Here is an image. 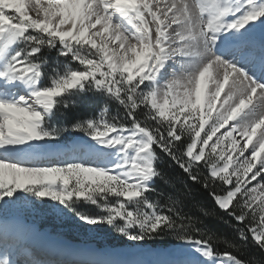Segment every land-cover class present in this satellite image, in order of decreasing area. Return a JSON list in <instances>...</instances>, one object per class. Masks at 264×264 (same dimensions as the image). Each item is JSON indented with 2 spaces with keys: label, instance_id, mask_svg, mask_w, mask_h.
<instances>
[{
  "label": "snow or ice",
  "instance_id": "snow-or-ice-1",
  "mask_svg": "<svg viewBox=\"0 0 264 264\" xmlns=\"http://www.w3.org/2000/svg\"><path fill=\"white\" fill-rule=\"evenodd\" d=\"M189 184L240 244L185 211ZM33 198L91 230L179 243L157 260L47 261L3 227ZM249 243L264 251V0H0V264H259L227 250Z\"/></svg>",
  "mask_w": 264,
  "mask_h": 264
},
{
  "label": "rangeland",
  "instance_id": "rangeland-1",
  "mask_svg": "<svg viewBox=\"0 0 264 264\" xmlns=\"http://www.w3.org/2000/svg\"><path fill=\"white\" fill-rule=\"evenodd\" d=\"M93 109V108H92ZM93 111L90 110L88 115H92ZM57 126H64L59 123V119L53 121ZM207 128V125H206ZM227 129H221L220 133H217L219 136ZM203 135V133H201ZM216 137H213L214 142ZM237 139L239 137L237 136ZM243 143V141H241ZM248 154V153H246ZM34 203L30 202L24 206H15L8 210L6 218L17 217L22 222L35 223L39 226L42 232L49 233L55 239H58L62 242H69L77 246H95L100 249L102 252L98 255H91V259H107L106 255L108 251L111 250H123V249H144L151 251L166 250L170 251L175 248L177 245H170L168 247H154L150 243H140L129 241L126 237L122 236L120 233L116 232L109 225H105L102 228H97L91 230L83 226L82 222L72 213H63L55 208H51L50 205L55 204L56 202L51 201L49 198H44L48 200L47 204L41 203L39 198H33ZM63 207V206H61ZM78 211L91 213V214H102V210L98 209L95 205H92L88 202H80L75 205ZM105 251V252H104ZM58 257H53L54 261L63 260L62 256H67L70 260V253H61L58 254ZM62 257V258H61ZM58 258V260H55ZM65 261V260H63Z\"/></svg>",
  "mask_w": 264,
  "mask_h": 264
},
{
  "label": "trees",
  "instance_id": "trees-1",
  "mask_svg": "<svg viewBox=\"0 0 264 264\" xmlns=\"http://www.w3.org/2000/svg\"><path fill=\"white\" fill-rule=\"evenodd\" d=\"M92 108L93 105L91 103H86L80 109L69 113L67 119L60 118L59 123L64 126H70V123L74 122L75 118L86 117ZM161 167L164 168L170 178L183 177L181 170L175 166L166 163L165 165H161ZM156 186L166 192L171 190L160 180L156 181ZM189 186L192 188L193 198L185 201V211L193 216L200 217L203 221L202 227H206L208 230L215 233L217 237L226 238L236 244H240L241 241L237 238L236 233L230 226L228 218L224 217V220L220 219L224 214L222 212H215L214 202L207 193L195 185L189 184ZM161 202L163 203V201ZM197 205L204 207L210 213L214 214L209 215L208 217L203 216ZM148 243L154 247H168L170 245L178 244L179 241H177L175 237H165L164 239L149 240ZM215 247H217L219 251L226 250V246L222 242V239L217 240ZM227 250L232 251L242 260L251 261L254 259L258 261L259 264H264V251L260 250L253 243H249L247 248L240 249L239 251L233 248H227Z\"/></svg>",
  "mask_w": 264,
  "mask_h": 264
},
{
  "label": "bare ground",
  "instance_id": "bare-ground-1",
  "mask_svg": "<svg viewBox=\"0 0 264 264\" xmlns=\"http://www.w3.org/2000/svg\"><path fill=\"white\" fill-rule=\"evenodd\" d=\"M231 123V122H230ZM13 225H15L21 231V238L29 245L35 246L41 257L45 256V259H52L58 257L61 253H70L72 259H91V255H98L102 251L95 246H77L69 242H62L55 239L49 233L42 232L39 226L35 223L22 222L17 217L6 218L4 224L5 231H9ZM174 249V248H173ZM166 250H144V249H123V250H111L106 252L107 259H123V260H157L164 258V254L171 252ZM105 252V251H104ZM141 252L143 254H141ZM63 260H70L67 256H62ZM61 257V258H62ZM59 258V257H58ZM55 258V260H58ZM96 259V257L94 258ZM63 260H59L63 262ZM52 261H54L52 259Z\"/></svg>",
  "mask_w": 264,
  "mask_h": 264
},
{
  "label": "built area",
  "instance_id": "built-area-1",
  "mask_svg": "<svg viewBox=\"0 0 264 264\" xmlns=\"http://www.w3.org/2000/svg\"><path fill=\"white\" fill-rule=\"evenodd\" d=\"M253 183H255V182H253Z\"/></svg>",
  "mask_w": 264,
  "mask_h": 264
}]
</instances>
